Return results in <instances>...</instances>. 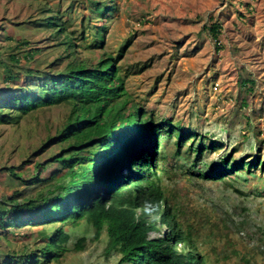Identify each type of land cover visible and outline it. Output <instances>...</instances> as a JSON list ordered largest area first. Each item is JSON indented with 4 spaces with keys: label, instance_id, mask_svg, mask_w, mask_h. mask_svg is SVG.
Instances as JSON below:
<instances>
[{
    "label": "rangeland",
    "instance_id": "1",
    "mask_svg": "<svg viewBox=\"0 0 264 264\" xmlns=\"http://www.w3.org/2000/svg\"><path fill=\"white\" fill-rule=\"evenodd\" d=\"M44 5L52 13H41ZM52 14L76 38L80 59L92 61L102 53L117 59L123 49L116 65L130 101L157 125L169 121L196 135L177 157L174 131L168 136L169 128L162 130L159 164L167 171L160 173L158 186L169 215L189 234L202 264H264V0H0V47L4 36L15 31L33 42L32 47L43 48L41 60L53 62L62 53L61 39L37 26ZM210 18L224 26L217 55L213 41L202 32ZM53 22L61 24L55 18ZM232 26L239 29L234 32ZM90 43L98 48L89 49ZM248 80L255 81L250 94L242 85ZM67 114L65 106L52 107L25 116L17 125L0 126V168L16 167L25 181L33 177L35 162L45 165L59 147L18 166ZM199 142L206 147L215 142L220 148L202 151L197 159L189 149ZM224 160H258L259 165L255 176L243 171L223 180L200 178L214 174ZM2 174V193L18 190L21 199L40 191L41 184H16L7 171ZM150 219H157L159 229L149 237L162 236L166 226L158 217ZM54 230H29L32 238L27 240L0 230V264L11 250L17 255L27 248L33 252ZM64 230L70 237L68 252L48 264H118L117 253L105 252V233L91 241L93 231L82 222ZM81 238L84 248L76 251L74 244Z\"/></svg>",
    "mask_w": 264,
    "mask_h": 264
},
{
    "label": "trees",
    "instance_id": "2",
    "mask_svg": "<svg viewBox=\"0 0 264 264\" xmlns=\"http://www.w3.org/2000/svg\"><path fill=\"white\" fill-rule=\"evenodd\" d=\"M41 13L52 12L44 5ZM54 18L61 24H55ZM208 21V28L203 27L202 32L213 41L217 55L222 49L221 24L211 18ZM37 26L49 30L51 38L61 39L62 53L47 64L40 59L43 48L39 45L32 47L33 42L15 31L4 36L5 45L0 47V82L5 84L0 88V126L17 125L23 117L52 107L65 106L68 114L18 166L30 165L34 158L59 147L45 165L35 162L33 177L25 181L15 173L16 167L0 168V173L7 171L16 184H41L34 197L17 199L18 190L0 191V230L7 237L26 240L32 238L29 230L46 226L55 230L47 243L33 252L27 248L28 252L17 255L11 250L1 264H48L59 260L68 252L66 245L70 240L64 226L79 222L93 231L91 241L98 240L103 231L106 233L105 252L120 255L118 264H202L191 237L176 224L167 223L171 229L169 236L150 239L148 234L156 227L146 215H156L164 198L158 186L160 173L167 171L159 164L163 158L162 130L169 128L168 136L174 131L177 157L181 146L196 135L183 132L180 126H171L169 121L157 125L146 111L130 101L116 65L123 49L117 59L104 53L96 54L92 61L80 59L76 38L67 32L59 15L39 19ZM87 47L98 48L93 43ZM242 85L250 94L255 81ZM219 146L212 142L206 147L199 142L189 152L196 153L198 159L202 151H216ZM258 165V160L253 164L224 160L214 174H201L200 178L222 179L243 171L245 176H255ZM52 166L54 171L49 168ZM167 213L166 209L162 215ZM23 230L29 233H22ZM173 241L187 246L186 254L178 252ZM83 244L84 238L79 239L74 250L82 251Z\"/></svg>",
    "mask_w": 264,
    "mask_h": 264
},
{
    "label": "clouds",
    "instance_id": "3",
    "mask_svg": "<svg viewBox=\"0 0 264 264\" xmlns=\"http://www.w3.org/2000/svg\"><path fill=\"white\" fill-rule=\"evenodd\" d=\"M23 118H24V117H23ZM3 126H4V125H3ZM161 207H163V208H162V209H163L162 213H160V208H161ZM160 208H159V211L157 212L156 215H154L153 213L146 214V215H147V220H149L151 223H153V225L156 227L155 230H152V231L149 232L148 237H149L150 234L155 233V232L157 231V229H159V227L156 225V221H157V219H150V217H155V218L158 217L159 220H160V222H161V224L165 225L166 228H167V230L162 234V236L155 237V239H157V238H163V237H165V236H169V234L171 233V229H170V227L168 226V224H170L171 226H174V224H176V223L173 221V219H171V218H173V217L169 215V214H170V208L167 207L164 198H163L162 202L160 203ZM166 209L168 210V213H167V216H164V215H162V214L166 211ZM137 213L139 214V211H138ZM167 221H168V222H167ZM167 223H168V224H167ZM176 226H177V224H176ZM177 227H178V226H177ZM103 233H105V232L103 231L101 234H103ZM105 235H106V233H105ZM100 236H101V235H100ZM106 237H107V236H106ZM149 238H150V237H149ZM92 239H93V235H92L91 240H92ZM150 239H154V238H150ZM96 241H97V240H96ZM107 243H108V239H107ZM173 243L175 244L176 250H177L178 252H181V253H183V254H186V252L188 251V250H187V246L183 245L182 242H174V241H173ZM177 246H181L180 249H178ZM106 247H107V245H106ZM105 249H106V248H105ZM188 249H189V247H188ZM109 253H110V252H109ZM119 256H120V255H119Z\"/></svg>",
    "mask_w": 264,
    "mask_h": 264
},
{
    "label": "crops",
    "instance_id": "4",
    "mask_svg": "<svg viewBox=\"0 0 264 264\" xmlns=\"http://www.w3.org/2000/svg\"><path fill=\"white\" fill-rule=\"evenodd\" d=\"M219 21V20H218ZM219 23L221 24V35H222V32H224V26L222 25V23L219 21ZM232 31L236 32V30H238L239 28L236 26H232ZM223 36V35H222ZM221 43V42H220Z\"/></svg>",
    "mask_w": 264,
    "mask_h": 264
}]
</instances>
